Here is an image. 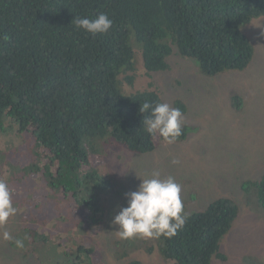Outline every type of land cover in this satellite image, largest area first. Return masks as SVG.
Listing matches in <instances>:
<instances>
[{
	"label": "trees",
	"instance_id": "trees-1",
	"mask_svg": "<svg viewBox=\"0 0 264 264\" xmlns=\"http://www.w3.org/2000/svg\"><path fill=\"white\" fill-rule=\"evenodd\" d=\"M101 13L113 21L108 33L75 27V17ZM260 16L264 0H0V180L14 196L29 195L25 210L15 215L22 223L11 235L27 236L24 248H36L37 260L46 264H109L103 259L109 252L128 257L125 264H144L141 253H160L173 264H211L214 256L224 261L219 241L239 204L241 212L260 213L264 224V168L254 176L239 175L243 169L234 163L235 186L244 192L239 202L218 196L204 209L187 212L182 199L188 218L175 236L119 245L120 238L110 241L111 221L127 206L125 194L138 186L133 175L114 166L124 162L125 151L144 154L163 139L143 124L151 110L139 112L145 101L164 102L159 93L128 87L134 85L136 56L138 73L162 72L174 44L198 62L201 74L241 71L253 56L243 28ZM228 94L239 120L245 103L232 88ZM173 104L181 111L186 107L180 98ZM249 125L222 130L220 144L236 155L247 139L234 146L230 140ZM194 129L184 124L178 140ZM54 229L65 232L72 245L55 241ZM5 242L29 258L24 248Z\"/></svg>",
	"mask_w": 264,
	"mask_h": 264
},
{
	"label": "rangeland",
	"instance_id": "rangeland-1",
	"mask_svg": "<svg viewBox=\"0 0 264 264\" xmlns=\"http://www.w3.org/2000/svg\"><path fill=\"white\" fill-rule=\"evenodd\" d=\"M253 19L247 28H243V33H248L254 55L248 67L241 71L226 70L209 76L201 74L195 59L179 56L173 47V52L167 59L166 70L138 73L136 56L134 85L128 84V87L131 90L154 89L161 99L173 108H177L173 104L174 100L182 99V103L186 105L182 111L183 125L195 126V129L193 132L190 130L186 139L177 140L172 144L162 139L153 150L144 154L125 151L127 154L121 155L124 162L114 166L115 170H119L125 176L133 175L136 185H139L146 175L150 178L154 171H159L161 178L174 177L182 186L187 212L204 209L208 201L214 197L228 196L235 202L244 197V192L235 186L233 180L239 167L243 169L239 175L247 173L253 176L264 168V16ZM229 88H232L245 103V108L240 111L239 120L232 114L235 111L230 107ZM246 123L250 125L239 133L236 132L230 141L234 146L237 142L247 139L248 144L242 146L234 155L230 148L220 144L218 134H221L222 130H240ZM237 136L239 139L236 140ZM111 154L109 153L106 158ZM173 158L179 159L180 163L173 165L171 163ZM249 159L252 160L251 163H245L244 167L243 162ZM234 160L238 162H233ZM234 163L239 167H235ZM113 164V159L107 161V166L112 167ZM26 189L35 193L30 186ZM193 189H198L199 193L193 195L191 192ZM107 197L110 200V195ZM28 199L29 195L22 197V193L12 195L14 206L21 210H17L18 213L25 210ZM60 212L65 215L63 209ZM245 212V210L241 212L239 204L237 218L221 239L220 249L227 254V261L221 262L214 258L212 264H264V224L259 223L262 221L258 218L260 213ZM21 223L17 222L14 216L0 228V232L16 229ZM50 225L48 224V227ZM113 226V224L110 226V241L119 239ZM54 232L56 234L53 239L55 241L59 239L58 241L65 245L68 240L67 234L57 229H54ZM38 233L44 235L41 231ZM115 243L125 245L122 239ZM71 245L72 242L69 241L67 246ZM24 250L29 254L28 259L13 251L8 242L4 245V240L0 239V264H31V261L34 264H37L35 261L46 264L44 260H37L36 248L26 247ZM11 255V259L4 261V256ZM103 259L109 264H125L128 257L111 255L109 252ZM141 259L144 264H173L160 253L156 257L153 254L141 253Z\"/></svg>",
	"mask_w": 264,
	"mask_h": 264
},
{
	"label": "clouds",
	"instance_id": "clouds-1",
	"mask_svg": "<svg viewBox=\"0 0 264 264\" xmlns=\"http://www.w3.org/2000/svg\"><path fill=\"white\" fill-rule=\"evenodd\" d=\"M253 20L252 18L245 28ZM73 21L76 28L92 35L108 33L113 24V21L105 13L99 14L94 19L75 17ZM245 35L249 38L248 33H245ZM248 41H250V38ZM173 47H175L177 54L181 56L174 44L171 45V53ZM251 47L254 55L253 45ZM149 110H151L150 113ZM139 112L142 114L149 113L143 119L147 132L152 135L159 134L166 143H175L183 135L184 116L179 108H173L165 102L152 104L145 101L140 105ZM171 163L177 165L180 161L173 158ZM146 176L148 177V175ZM147 177H141V183L137 185L138 189L136 191L125 194L127 206L122 207L111 221L113 225L117 226L115 232L122 240L134 238L159 239L161 236L171 238L177 234L178 230L183 228L187 221L188 216L182 201L186 197L179 182L172 176L161 178L159 171H154L150 178ZM12 195L7 183L0 180V228H3L9 219L17 214ZM0 239L12 241L16 248L23 249L25 240L28 237L16 238L9 231L4 230L0 232ZM221 239L218 252L225 256V260L222 261L214 256L212 261L214 258L221 262L227 261V254L220 249Z\"/></svg>",
	"mask_w": 264,
	"mask_h": 264
}]
</instances>
